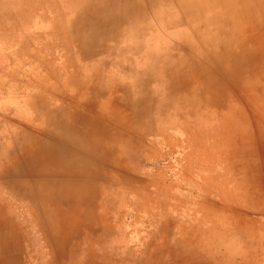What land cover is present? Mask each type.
Masks as SVG:
<instances>
[{
	"label": "rangeland",
	"instance_id": "374dc122",
	"mask_svg": "<svg viewBox=\"0 0 264 264\" xmlns=\"http://www.w3.org/2000/svg\"><path fill=\"white\" fill-rule=\"evenodd\" d=\"M206 3L158 107L102 57L166 49L173 3L0 0V264H264V0ZM60 133L78 162L54 178Z\"/></svg>",
	"mask_w": 264,
	"mask_h": 264
},
{
	"label": "bare ground",
	"instance_id": "6f19581e",
	"mask_svg": "<svg viewBox=\"0 0 264 264\" xmlns=\"http://www.w3.org/2000/svg\"><path fill=\"white\" fill-rule=\"evenodd\" d=\"M150 1H153L154 3H157V4H161V0H150ZM167 1L173 3V6L170 10L164 9L162 14H159V13L152 14L153 19L158 25L157 29L153 31V33L156 34L157 32H160V35L162 36V42L164 45H166V49H164L163 45H158L157 43L151 44L149 42L146 44L145 42H140L139 44H137L136 42L134 41L131 42L130 40L127 39L125 40V48L128 51L126 55H121V52L118 50L117 51L112 50L108 53V55H105L102 57V59L106 61H114L115 64L118 65L119 71L122 73V76H123L122 77L124 81L123 88L129 89L131 92H133V95H135V97L132 98V100H134L135 102H138L139 100L146 99L148 100V103L150 102L154 103L158 107L160 106V104L162 105V107L168 106V103L170 102V99L172 98L171 91L174 88L175 81L173 80V77L171 75V73H173L170 70L171 68H168L172 66V63H173L171 62L173 60H171L170 58L182 59L188 56L189 53H191V50L193 49V48L192 49L189 48L191 47L192 43L198 44V46L201 47L200 49H204L203 46L205 45V43L203 42V39H204L202 35L203 30L201 32L200 27H199V25L204 26V22H202V20L200 19L199 21L198 20L196 21V18H194L193 16L194 15L193 11L198 12L197 10L205 6L204 3L206 2L208 4L214 3L217 1L220 2V0H167ZM131 9H133L132 6L125 5V10L129 11ZM203 19H205V23H209L211 21L209 18L206 19L204 17ZM136 32H138L137 29H136ZM191 34L195 36L193 39L190 38ZM167 36H174V41L170 42L169 41L170 38L167 39ZM94 37L92 36L87 40L91 41V43L94 44L95 43L93 40ZM216 38H218V36H216ZM178 46H182L185 49L184 52L186 53H183V52L181 53L177 51ZM153 51H158L161 56L158 59L154 58L153 55L151 54ZM169 52H173L172 57H170ZM203 53L204 52H202V54ZM143 57L148 58L149 65H144L142 61ZM161 74H167L168 76H170L169 80L167 78V75L165 78L167 82L166 81L164 82V80H161ZM66 136L67 135L63 136V134H61L60 137L57 136L56 145L51 146V148L48 149V151L53 153L52 155H54L55 157L56 156L58 157V163L56 165L57 169L55 170V172L52 173L54 178L55 177L59 178V176L62 175L63 172L60 173V170L63 171L66 169L65 164L67 161L74 159L73 160L74 163L75 161L78 162L76 160L78 153L77 154L75 152L71 153L70 146L73 145V147H75L77 144V140L79 138L77 137L75 139V137L72 135L68 137ZM80 138L82 139V137ZM65 148H67V150H65ZM31 156L33 157V155ZM34 158L36 159V157ZM73 165L74 164H72V166ZM68 166L69 165H66V167ZM66 173L63 174V175H67L66 177L71 178L73 176V175H70V173L68 172ZM32 175H33L32 167L30 166L26 167L22 174V177L24 178L23 182H25L24 185H22L23 187L30 188V185H32V181L30 182V180L33 179ZM75 176H77V174H75ZM58 180H56L57 181L56 184H59V186L61 187L60 180L59 181ZM67 184H69V182H67ZM43 191L45 192V190ZM53 194L56 195L57 191L56 193H53ZM29 195L30 196L27 199L33 205L37 204V202L35 203V201L37 200H44V202H46L45 199H49L51 197L50 196L51 194L48 196L46 195V193H42V191L40 193H36V194L31 193ZM45 206L47 207V204ZM41 210L42 212H45V213L47 212V210L45 209L43 210L42 206L40 207V211Z\"/></svg>",
	"mask_w": 264,
	"mask_h": 264
}]
</instances>
